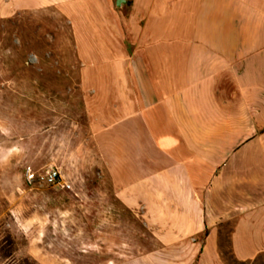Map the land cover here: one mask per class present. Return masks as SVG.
Instances as JSON below:
<instances>
[{"label":"crops","instance_id":"1","mask_svg":"<svg viewBox=\"0 0 264 264\" xmlns=\"http://www.w3.org/2000/svg\"><path fill=\"white\" fill-rule=\"evenodd\" d=\"M75 4L84 59L127 65L82 69L80 88L120 202L157 240L104 264L211 261L224 239L264 253V0Z\"/></svg>","mask_w":264,"mask_h":264},{"label":"rangeland","instance_id":"2","mask_svg":"<svg viewBox=\"0 0 264 264\" xmlns=\"http://www.w3.org/2000/svg\"><path fill=\"white\" fill-rule=\"evenodd\" d=\"M78 1L0 0V264H104L156 246L116 194L80 88L82 69L127 65L84 59L94 47ZM26 165L60 179L28 183ZM224 240L211 261L187 251L174 264H264V253L238 260Z\"/></svg>","mask_w":264,"mask_h":264},{"label":"built area","instance_id":"3","mask_svg":"<svg viewBox=\"0 0 264 264\" xmlns=\"http://www.w3.org/2000/svg\"><path fill=\"white\" fill-rule=\"evenodd\" d=\"M58 169L51 167L42 172L35 171L30 165L25 166L24 178L28 183L38 182L47 185H54L60 179ZM65 187L70 188L69 183H65Z\"/></svg>","mask_w":264,"mask_h":264},{"label":"trees","instance_id":"4","mask_svg":"<svg viewBox=\"0 0 264 264\" xmlns=\"http://www.w3.org/2000/svg\"><path fill=\"white\" fill-rule=\"evenodd\" d=\"M263 130H264V128H263Z\"/></svg>","mask_w":264,"mask_h":264}]
</instances>
